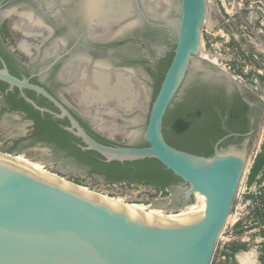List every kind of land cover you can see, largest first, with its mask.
<instances>
[{"label": "water", "instance_id": "obj_1", "mask_svg": "<svg viewBox=\"0 0 264 264\" xmlns=\"http://www.w3.org/2000/svg\"><path fill=\"white\" fill-rule=\"evenodd\" d=\"M207 0H177L172 59L152 102L142 139L146 147L105 145L43 89L0 70L11 88L30 89L52 102L68 128L105 163L157 160L186 184V197L204 202L193 215L167 217L17 166L0 154V264H211L248 163L249 132L242 149H219L210 157L170 146L163 119L187 70L204 52ZM207 63V62H205ZM212 65V64H211Z\"/></svg>", "mask_w": 264, "mask_h": 264}, {"label": "flooded vegetation", "instance_id": "obj_2", "mask_svg": "<svg viewBox=\"0 0 264 264\" xmlns=\"http://www.w3.org/2000/svg\"><path fill=\"white\" fill-rule=\"evenodd\" d=\"M127 1V16L119 19L112 11L108 15L99 9L90 18L85 13L86 0H0V70L46 91L89 136L93 133L117 146L138 147L145 143L142 139L126 144L109 139L106 129L97 125L96 105L86 106L79 99L81 84L87 83L94 69L112 74L123 68H142L157 77L159 65L172 54L171 50L159 55L158 46L171 29L151 15L159 5L166 11L165 4L161 0ZM175 102H180L186 119L198 112V122L211 136L222 135L211 142L214 147L224 139L219 145L222 151L242 149L245 135L253 131L248 138L251 143L264 106L262 97L247 85L200 60L191 63L169 109ZM61 115L44 96L0 81V128L14 135L3 150L9 154L44 150L54 162H67L88 175L63 147L49 140L45 125L52 122L56 131L78 140V148L84 146L68 132L71 125ZM225 142L228 144L222 146ZM166 190L169 200L162 202L189 204L182 181L170 183Z\"/></svg>", "mask_w": 264, "mask_h": 264}, {"label": "rangeland", "instance_id": "obj_3", "mask_svg": "<svg viewBox=\"0 0 264 264\" xmlns=\"http://www.w3.org/2000/svg\"><path fill=\"white\" fill-rule=\"evenodd\" d=\"M233 1L234 0H207L206 27L218 26L222 28L223 23L219 22V15L227 16L224 10L230 14ZM170 2L171 8H169V10L164 11V9L159 5V7H156L154 10V13L151 14L154 19L157 21L160 20L162 23L165 22V25L171 29V31H168L167 33L168 36L165 37L158 46L160 47L159 55H164L168 51H171L173 46V31L175 29L177 0H171ZM260 2L262 4H260ZM250 4L253 6V11L256 12L257 7H264V0H246L243 4V8H247ZM108 6H106V9ZM106 9L103 12H105ZM247 14L248 12L243 10L241 11V18L232 17L229 20V26L231 27L230 30L232 29V32L238 36L237 43L232 40L231 44H236L237 47L239 46L240 50L234 58H229V62L233 65L232 68L230 70L224 71L227 74L233 76L236 80L240 81L242 84L247 85L251 91L258 93L261 97H264V21H262L260 18L253 25H248L244 19ZM258 15L261 16L260 12H258ZM230 30L228 27H226V30H223L222 28V32L226 36L230 33ZM215 31L217 32L216 28ZM226 39L218 36L216 37L215 42L218 45L225 44L224 42ZM205 42L206 36L203 34L202 44L204 45ZM207 57L210 61H215L214 57ZM224 57L226 56L224 55ZM197 60L198 59L195 61ZM205 62L210 65L212 64L208 61ZM212 66L215 65L212 64ZM123 69L124 70H118L116 72L120 71V73L125 75L127 74L125 72H133V77L130 79V85L132 84L133 86L132 92L136 98L132 103H130L129 109L124 110L119 107L117 108L112 101H108L105 104L97 103V101L86 103L83 97L84 90L89 88L91 92L96 91L95 86L92 85L93 81L90 79L91 77L88 80L89 85H81V92L79 94V99L86 106L96 105L97 114L95 113L94 116L99 118V123L102 122V126L108 132V138L117 144H126L129 142V139L132 137V135L144 131L148 119V113L152 102L154 101L157 83V77L154 74L155 72L148 73L142 68ZM114 74L115 72L112 73V77L109 80L110 85L114 83ZM101 107H103L102 110ZM122 114H125V116L123 117ZM13 137L14 135L9 134L5 128H0V154L11 156L14 159L21 156V159H23L26 163L36 165V172L46 174L49 177L58 178L64 182L77 185L83 189L87 187L89 191L130 205L142 206L145 210L162 211L165 215H176L181 208L190 206L195 202L194 197V201L191 204L172 206L170 203H164L159 199L158 190L146 185L128 186L125 184H110L112 189L111 191V189H106L104 187L105 184L93 180L89 175L76 171L71 164L67 162H54L44 150L35 149L13 154L7 153L5 150H3V146L5 142H8L9 139ZM254 156H264V106L256 128V132L249 147V158L246 166L247 170L241 179L238 190L242 191V189L245 187L246 179L251 173V166ZM263 169L264 164L261 168L262 171L260 170L261 181H264ZM88 184L91 186L89 187ZM263 188H260V190L258 189L260 194L255 195L254 198V201L260 205L259 208L253 210L251 208L242 207L241 211L238 212L240 220L234 226L237 231L232 237H229V232L231 230V225L234 222V218L232 215H229V221H227L225 229L219 238L211 264H237L235 261V255L231 261L222 260V256L225 252L230 254V250L233 248L238 249V252L235 254L247 252L251 248V244L245 241L244 236L252 237L251 239L257 238V240L262 237L264 240V231L262 229L264 227ZM250 230H253V233L246 235L245 233L249 232ZM259 257L260 255L258 256L257 254V260L255 264H263L262 260L261 262L258 260Z\"/></svg>", "mask_w": 264, "mask_h": 264}, {"label": "trees", "instance_id": "obj_4", "mask_svg": "<svg viewBox=\"0 0 264 264\" xmlns=\"http://www.w3.org/2000/svg\"><path fill=\"white\" fill-rule=\"evenodd\" d=\"M172 59V54L168 56L159 65L161 74L157 75L156 97L164 73ZM198 112H194L188 119L183 116L182 106L180 102H175L173 109H168L163 119V136L165 141L175 149L183 152L194 154L197 156L210 157L213 154L212 143L216 142L222 135L211 136V133L203 127L198 121ZM49 133L51 142L63 147L68 156L73 157L77 162L86 168L85 173L101 180L104 184H125L128 186H151L160 191L168 189L170 183L181 181L170 171L166 170L157 160L145 159L134 162H110L105 163L103 158L93 151H82L76 146L78 140L74 139L70 134L58 132L55 130L52 122L45 125ZM93 138L105 145L115 146L108 140L99 138L98 135L90 133ZM231 141V139L229 140ZM212 142V143H211ZM228 142L222 144L226 146ZM147 143H143L138 147H146ZM258 157V158H257ZM251 166V179L259 174L263 164L264 156H257ZM98 182V181H97ZM234 227V232L236 233ZM238 249L230 250V254L224 253L225 261H231ZM261 260H264V246L262 248Z\"/></svg>", "mask_w": 264, "mask_h": 264}, {"label": "bare ground", "instance_id": "obj_5", "mask_svg": "<svg viewBox=\"0 0 264 264\" xmlns=\"http://www.w3.org/2000/svg\"><path fill=\"white\" fill-rule=\"evenodd\" d=\"M161 1L165 4V8L167 10H169V8H171L170 7V3H171L170 1L171 0H161ZM149 5H147V6H149ZM106 6H108L107 9H106ZM128 8H129V3L127 0H86V3H85V10H86L85 13H87V15L90 18L96 13V11H98V9L101 10L102 12L106 9V11H107L106 13L108 15L112 11L113 12L112 14H114L115 17H117V18L119 17V19L124 18L127 16ZM150 9H151V7H150ZM164 11H165V9H164ZM153 13H154V11H153ZM132 23H130V25H132ZM206 58L208 59L207 56H206ZM212 60H214V59H212ZM98 66H100V65H98ZM103 67H105V66H103ZM125 73H127V74L125 75V74L120 73V72H115V74L113 75V79H114L113 82L114 83H112V85H110L109 80L112 77V74H110L107 71V69H105V70L94 69L90 79L93 81L92 85L95 86L96 91L91 92L89 88L84 90V92H83L84 101L86 103H92L93 101H97V103H101V104H105L108 101H110V102L112 101L117 108L119 107V108H122L124 110L129 109L130 103H132L136 97H134L133 92H132L133 86H132V84L130 85V79L133 77V72L128 71ZM88 83H89V81H87V83H85V84H88ZM97 125L99 127L104 128L101 125V123H98ZM21 158L22 157L20 156V157L14 159L15 164L17 166H21L22 168L23 167L29 168V169H32L34 171L37 170L35 164L26 163ZM246 170H247V168L245 169L244 174L246 173ZM46 176L52 180H60L58 178L49 177L48 175H46ZM133 206L144 209L142 206H139V205H133ZM203 206H204V202L199 201L195 195L194 204L181 208L176 215H165L162 211H156V210H148V211L155 212V213L167 216V217H179V216L193 215L198 210L203 208ZM229 218H230V216L228 217L227 221H229Z\"/></svg>", "mask_w": 264, "mask_h": 264}, {"label": "built area", "instance_id": "obj_6", "mask_svg": "<svg viewBox=\"0 0 264 264\" xmlns=\"http://www.w3.org/2000/svg\"><path fill=\"white\" fill-rule=\"evenodd\" d=\"M246 0H234L231 5V13L229 14L224 10L225 14L227 16L219 15L220 20L219 22L223 23V30H226V27L229 28V20L232 17H240L241 18V11L245 10L248 12L247 16H245V20L248 23V25H253L255 22H257L260 18L262 21H264V7L260 8L257 7V11H253V6L250 4L247 8H243V4ZM260 4H262L260 2ZM254 12V13H253ZM258 12H260L261 16L258 15ZM215 28L217 29V32L215 31ZM222 28L220 27H206V21L202 28V40H203V34L206 36V42L203 45L204 52L199 55L200 59H203L205 61H208L212 64H214L216 67H218L221 70H230L232 68V63H230L229 58H234L236 54L239 53V46L237 47L236 44H231L232 40L237 43L238 36L232 32V29L230 30V33L226 36L222 32ZM220 36L221 38H227L224 42L225 44H217L215 42L216 37ZM224 55L226 57H224ZM206 56L214 57L215 61H210L206 58ZM228 58V59H226ZM264 100V97H262ZM253 162L255 161L256 157H253ZM252 162V164H253ZM264 170V169H263ZM262 171V170H261ZM261 171L259 172V175H257L255 183L252 186H247L241 190L237 191L233 207L231 209L230 215L233 216L234 222L231 225V230L229 232V237H232L234 232V226L235 224L240 220L239 218V211H241V208H251V209H257L259 208V204L254 201V198H249V196H255L257 194H260V191L258 192V189L264 187V181H261L260 175ZM264 173V171H263ZM90 187L91 185L88 184ZM104 187L106 189H111L110 184H105ZM88 190V188H84ZM112 191V189H111ZM108 195V194H107ZM158 195L160 200H169V193L167 190L165 191H159ZM222 260H225V257L222 256Z\"/></svg>", "mask_w": 264, "mask_h": 264}, {"label": "crops", "instance_id": "obj_7", "mask_svg": "<svg viewBox=\"0 0 264 264\" xmlns=\"http://www.w3.org/2000/svg\"><path fill=\"white\" fill-rule=\"evenodd\" d=\"M256 177L254 179H251V176L249 175L246 179L245 182V187H249L252 186L255 183ZM244 187V188H245ZM264 190V188H263ZM250 198H255V196H249ZM262 228V227H261ZM264 231V227L262 228ZM253 233V230H250L249 232L245 233L246 235ZM245 241L249 242L251 245V248L247 251V252H242L239 254H235V261L237 264H255L256 260H257V254L258 256L260 255V257L258 258V260H260L261 262V257L262 255V248H263V244H264V240L262 239V237H260L258 240L257 238H253L252 237H247L244 236ZM264 264V260L262 262Z\"/></svg>", "mask_w": 264, "mask_h": 264}]
</instances>
